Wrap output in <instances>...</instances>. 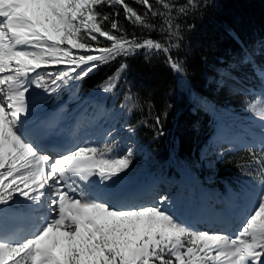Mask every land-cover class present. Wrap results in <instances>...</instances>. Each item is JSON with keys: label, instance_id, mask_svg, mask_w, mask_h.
<instances>
[{"label": "snow or ice", "instance_id": "1", "mask_svg": "<svg viewBox=\"0 0 264 264\" xmlns=\"http://www.w3.org/2000/svg\"><path fill=\"white\" fill-rule=\"evenodd\" d=\"M157 2L168 9L161 33L177 43L129 38L114 18L119 13L103 11L120 5L128 22L153 29L148 14L164 13L149 0H139L144 14L125 0H0V264H264V64L257 62L264 39L245 44L236 36L240 52L218 70L216 81L232 90L251 79L237 75L250 67L260 82L258 99L248 103L261 122L259 139L245 145H258L247 162L253 180L240 185L232 206L221 213L239 220L235 229L225 224L201 230L168 206L169 196L147 198L134 189L129 169L135 154L131 147L117 153L114 125L99 144L48 142L56 124L47 120V98L59 97L70 82L78 88L118 57L156 50L167 55L172 70L187 74L171 55L182 39L171 18L174 5ZM197 6L187 0L175 11L186 14ZM126 68L121 64L99 88L113 93ZM167 115L165 110L163 119ZM155 125L163 135L160 115ZM127 132L136 128L127 126ZM20 220L26 228L16 227Z\"/></svg>", "mask_w": 264, "mask_h": 264}, {"label": "trees", "instance_id": "2", "mask_svg": "<svg viewBox=\"0 0 264 264\" xmlns=\"http://www.w3.org/2000/svg\"><path fill=\"white\" fill-rule=\"evenodd\" d=\"M125 2L141 14L147 11L139 0ZM149 3L158 13H164L148 14L149 23L155 26L153 29L128 22L120 5L104 6L103 11L119 13L114 18L120 21L129 38L134 35L138 41L152 38L164 44L177 43L175 38L169 39L166 33H161V27L169 18L168 9L157 0H149ZM164 3L174 5L171 18L173 26H179L182 37L180 47L173 48L171 55L182 62L187 74L172 70L165 53L140 49L101 66L82 80V87L102 91L99 85L113 76L121 64H127L118 81V99L124 100L127 109H131V122L137 134L151 145L159 161L169 159L173 166L175 163L189 167L198 159L199 148L213 129L214 115L224 114L225 103L240 96V92H234L240 85L232 90L217 86L218 70L232 63L240 52L236 36L245 44L264 39V0H197L198 6L189 8L186 14L178 13L175 8L185 5L187 0H164ZM259 57L257 60L261 62L264 58ZM250 72L252 69L245 67L243 73L237 75ZM126 95L131 98L126 100ZM165 110L167 119L162 116ZM157 115L162 117L163 135L158 134L155 125ZM229 168L220 166L219 170L222 173Z\"/></svg>", "mask_w": 264, "mask_h": 264}, {"label": "rangeland", "instance_id": "3", "mask_svg": "<svg viewBox=\"0 0 264 264\" xmlns=\"http://www.w3.org/2000/svg\"><path fill=\"white\" fill-rule=\"evenodd\" d=\"M254 93H257L259 91V88H252ZM252 94L251 96H248L245 103V108L243 109L242 114L239 117H229L228 123L225 121L219 120L218 124H216L215 132L211 136L210 140L207 143L208 149L211 150L209 153L212 155L214 154L213 158H206L205 166L206 167H212V165L216 164L217 159L223 160L222 154L224 150L234 148L237 149L241 144H238L234 138H238L239 129H242L245 131V137H249L252 134V131L254 128H256L260 131V121L253 113L248 111V103L249 102H255L258 97L255 94ZM113 93H103L102 96H112ZM236 104H230L227 106L228 110H234ZM222 121V122H221ZM257 124V125H256ZM235 129V132L233 130ZM230 138V139H229ZM233 139V140H232ZM258 148V146H257ZM138 168V164H133L129 171L134 170L136 171ZM158 174L157 171H153V169L147 168L146 177L145 180L142 181V186H146L147 184L151 183L153 178ZM25 220H20L16 222L17 228H23L27 223Z\"/></svg>", "mask_w": 264, "mask_h": 264}, {"label": "bare ground", "instance_id": "4", "mask_svg": "<svg viewBox=\"0 0 264 264\" xmlns=\"http://www.w3.org/2000/svg\"><path fill=\"white\" fill-rule=\"evenodd\" d=\"M260 128V127H259ZM234 139H235V137H233ZM240 139H242V137H240ZM252 140V139H251ZM249 141V140H248ZM202 227H205V226H202ZM219 227H222V226H218V228ZM206 228H208V227H206Z\"/></svg>", "mask_w": 264, "mask_h": 264}]
</instances>
